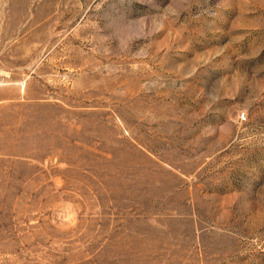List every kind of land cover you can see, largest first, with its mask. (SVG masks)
<instances>
[{"label":"rangeland","instance_id":"obj_1","mask_svg":"<svg viewBox=\"0 0 264 264\" xmlns=\"http://www.w3.org/2000/svg\"><path fill=\"white\" fill-rule=\"evenodd\" d=\"M0 264H264V0H0Z\"/></svg>","mask_w":264,"mask_h":264}]
</instances>
